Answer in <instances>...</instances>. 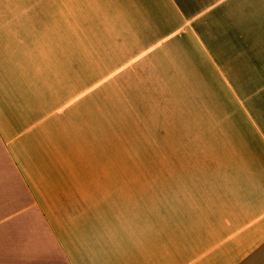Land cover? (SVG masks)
Masks as SVG:
<instances>
[{
    "label": "crops",
    "instance_id": "crops-1",
    "mask_svg": "<svg viewBox=\"0 0 264 264\" xmlns=\"http://www.w3.org/2000/svg\"><path fill=\"white\" fill-rule=\"evenodd\" d=\"M0 264H264V0H0Z\"/></svg>",
    "mask_w": 264,
    "mask_h": 264
}]
</instances>
